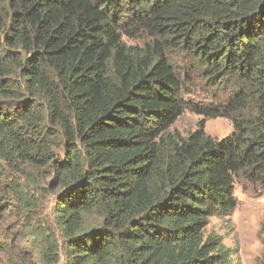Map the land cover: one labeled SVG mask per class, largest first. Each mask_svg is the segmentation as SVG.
I'll list each match as a JSON object with an SVG mask.
<instances>
[{"label":"trees","instance_id":"obj_1","mask_svg":"<svg viewBox=\"0 0 264 264\" xmlns=\"http://www.w3.org/2000/svg\"><path fill=\"white\" fill-rule=\"evenodd\" d=\"M194 75L216 101L186 100ZM33 169L59 233L31 225L17 264H242L208 226L238 177L264 195V0H0V204L32 209Z\"/></svg>","mask_w":264,"mask_h":264},{"label":"rangeland","instance_id":"obj_2","mask_svg":"<svg viewBox=\"0 0 264 264\" xmlns=\"http://www.w3.org/2000/svg\"><path fill=\"white\" fill-rule=\"evenodd\" d=\"M124 40L130 45H143L148 37L146 35L124 36ZM179 74L185 77V73L191 68V61L184 55L177 59ZM184 97L190 103L208 104L216 101V96L203 86L201 79L195 75L191 79L185 78ZM218 97L223 98L224 93ZM203 117L185 109L171 127L172 131L179 132L186 136L197 128L198 122ZM205 131L212 137L221 139L228 136L234 130L233 122L226 117L206 118ZM48 171L35 172L41 179L42 188L35 193L38 196L34 199L30 211L21 209L15 198L3 200L0 214V264H17L22 258L29 263H35L31 252V240L28 232L30 226L42 228L48 227L59 233L54 221V200L55 190L49 187L51 176ZM47 172V173H46ZM235 196L237 206L227 214H218L211 218L208 226L209 231L221 234L224 243L231 249L234 260L242 264H260L263 254L262 230H264V195L259 185L250 183L244 176L236 179ZM31 253V255H30Z\"/></svg>","mask_w":264,"mask_h":264}]
</instances>
